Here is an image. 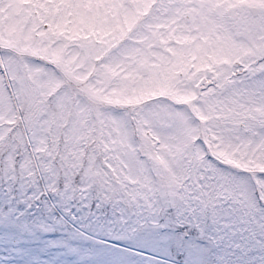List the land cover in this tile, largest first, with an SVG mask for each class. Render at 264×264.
I'll use <instances>...</instances> for the list:
<instances>
[{"label": "snow or ice", "instance_id": "obj_1", "mask_svg": "<svg viewBox=\"0 0 264 264\" xmlns=\"http://www.w3.org/2000/svg\"><path fill=\"white\" fill-rule=\"evenodd\" d=\"M0 181L264 247V0H0Z\"/></svg>", "mask_w": 264, "mask_h": 264}, {"label": "rangeland", "instance_id": "obj_2", "mask_svg": "<svg viewBox=\"0 0 264 264\" xmlns=\"http://www.w3.org/2000/svg\"><path fill=\"white\" fill-rule=\"evenodd\" d=\"M89 205L63 187L52 193L44 183L0 181V264H264L259 235L218 228L208 215L189 219L170 209L158 227L133 233L111 206L98 211L94 197Z\"/></svg>", "mask_w": 264, "mask_h": 264}]
</instances>
